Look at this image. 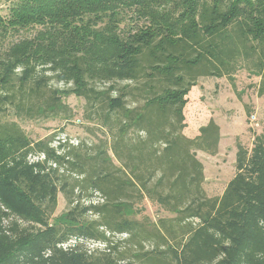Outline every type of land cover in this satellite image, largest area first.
I'll use <instances>...</instances> for the list:
<instances>
[{
  "label": "trees",
  "instance_id": "trees-1",
  "mask_svg": "<svg viewBox=\"0 0 264 264\" xmlns=\"http://www.w3.org/2000/svg\"><path fill=\"white\" fill-rule=\"evenodd\" d=\"M0 1V111L70 116L60 98L74 94L94 109L86 121L115 127L108 153L106 142L53 145L54 133L32 140L0 122V207L16 216L6 226L0 208V264H264V132L249 150L237 143L235 174L215 196L196 151L216 154L220 127L211 116L198 125L196 111L183 132L199 77L245 67L264 97V0ZM52 80L64 86L41 106ZM59 191L68 209L52 218Z\"/></svg>",
  "mask_w": 264,
  "mask_h": 264
},
{
  "label": "rangeland",
  "instance_id": "rangeland-1",
  "mask_svg": "<svg viewBox=\"0 0 264 264\" xmlns=\"http://www.w3.org/2000/svg\"><path fill=\"white\" fill-rule=\"evenodd\" d=\"M8 2L0 1V14L7 13ZM127 23V22H126ZM125 24V23H124ZM35 28L22 29L18 33L11 34L7 41H15L19 38L30 36L36 30ZM259 78L252 75L245 67L237 68L230 76H202L198 78V98L194 101L189 100L185 109V121L187 126L183 132L188 135L192 127L193 115L197 112L200 121L198 125L207 120L210 116L215 119L220 127V147L216 154L210 155L203 151H196L197 158L204 166V182L203 188L208 196L220 195L228 181L235 174V154L237 143H241L248 150L252 146L254 133L264 132V97L257 96L256 84ZM125 84L132 85L130 81L116 82L117 88H121ZM127 85V86H128ZM62 83L50 81L48 87L41 90L37 103L45 106V100L53 95V88H62ZM61 102L68 108L67 114L64 116L59 113H53L45 110L44 113H32L33 116L27 114V111H19L11 103L5 104L4 109L0 111V122L15 121L24 133L32 140H37L54 133L53 145L58 140H67L71 145H77L79 142H85L87 145L99 144L106 142L105 148L108 153L111 149L108 146L115 127L98 126L100 123L86 121V116L94 109L86 106V101L74 94H65L61 96ZM132 105L133 103L130 102ZM99 110V107L97 108ZM93 110V111H92ZM97 110V111H98ZM31 114V112L29 113ZM198 114V113H197ZM196 125V127L198 126ZM195 128V126H194ZM144 137L143 131L137 133ZM133 137L136 134L132 132L128 136ZM31 158H34L32 156ZM85 204L88 202L102 201L98 194L91 199H83ZM144 212L151 218H155L157 213L155 205L147 199L142 201ZM4 212L10 213L6 207H0ZM68 209L67 201L61 191L57 193V203L51 217L56 218L62 215V212ZM16 216L10 213L8 217L3 218V224L8 225L9 221L15 219ZM88 218H96L90 212ZM21 226H27L26 222L17 219ZM126 234H114L113 240H121ZM83 246L90 251L101 250L104 244L93 240H80ZM75 241H67L64 247L73 245Z\"/></svg>",
  "mask_w": 264,
  "mask_h": 264
},
{
  "label": "built area",
  "instance_id": "built-area-1",
  "mask_svg": "<svg viewBox=\"0 0 264 264\" xmlns=\"http://www.w3.org/2000/svg\"><path fill=\"white\" fill-rule=\"evenodd\" d=\"M61 141H65V140H61ZM55 142H57L58 143V141H55ZM44 157V155L43 154H40V155H38V156H34V158H31L32 160L34 159H41V158H43ZM69 241H75V240H73V239H71V240H69ZM65 244V243H64ZM64 244H62V246L64 247ZM65 248V247H64Z\"/></svg>",
  "mask_w": 264,
  "mask_h": 264
},
{
  "label": "crops",
  "instance_id": "crops-1",
  "mask_svg": "<svg viewBox=\"0 0 264 264\" xmlns=\"http://www.w3.org/2000/svg\"><path fill=\"white\" fill-rule=\"evenodd\" d=\"M219 147H220V142H219V145H218V149H219Z\"/></svg>",
  "mask_w": 264,
  "mask_h": 264
}]
</instances>
